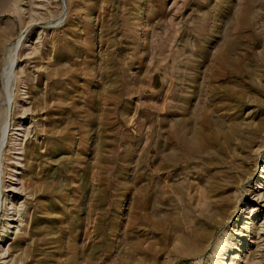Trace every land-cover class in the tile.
<instances>
[{
	"label": "rangeland",
	"instance_id": "rangeland-1",
	"mask_svg": "<svg viewBox=\"0 0 264 264\" xmlns=\"http://www.w3.org/2000/svg\"><path fill=\"white\" fill-rule=\"evenodd\" d=\"M259 127L264 0H0V264L260 261Z\"/></svg>",
	"mask_w": 264,
	"mask_h": 264
},
{
	"label": "bare ground",
	"instance_id": "bare-ground-1",
	"mask_svg": "<svg viewBox=\"0 0 264 264\" xmlns=\"http://www.w3.org/2000/svg\"><path fill=\"white\" fill-rule=\"evenodd\" d=\"M263 127H259L258 128V134L260 135L261 132H263ZM255 138L253 137H250V140L249 142H252L254 141ZM241 142H239L240 144ZM241 145V144H240ZM244 148H247L246 146H243ZM254 147V146H253ZM261 149V148H260ZM259 149V151H260ZM258 150L256 149L254 151L255 154H257ZM261 153V152H260ZM251 173H248V176H250ZM263 180H264V173L262 172V177H261ZM229 187H225L223 190L226 191L228 190ZM26 190V189H25ZM237 197V195H236ZM256 202H260L258 200H262V197H258L255 199ZM223 205V204H222ZM225 205V204H224ZM229 205V204H227ZM236 210V209H235ZM21 219V218H20ZM21 224V223H20ZM20 226V225H18ZM17 226V227H18ZM261 227V226H260ZM258 228V233H261V228ZM16 230H20L21 229L18 227L16 228ZM249 231V230H248ZM238 234V233H237ZM239 234L243 236H248L246 235L245 233L243 232H240ZM263 234L264 236V232L261 233ZM234 235H236L235 231H230L229 232V229H224L221 234L216 238V242L214 244V246L211 248L210 250V261H211V264H225V259L227 257V255L229 254V252L231 253V250H232V255H234V252L238 253L239 252V249L241 248L240 245L241 243L243 242V239H241V237H234ZM240 235V236H241ZM264 256V255H263ZM236 258V257H234ZM238 258V257H237ZM255 258V257H254ZM264 259V258H263ZM261 259L260 261H254V263L252 264H264V260ZM234 260V259H233ZM234 263V262H233Z\"/></svg>",
	"mask_w": 264,
	"mask_h": 264
}]
</instances>
